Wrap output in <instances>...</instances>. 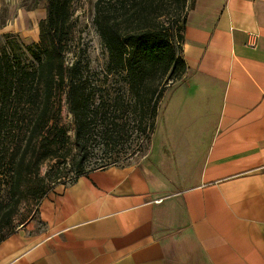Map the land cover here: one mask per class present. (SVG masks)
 <instances>
[{"label":"crops","instance_id":"crops-1","mask_svg":"<svg viewBox=\"0 0 264 264\" xmlns=\"http://www.w3.org/2000/svg\"><path fill=\"white\" fill-rule=\"evenodd\" d=\"M188 4L164 135L156 121L137 164L52 188L46 230L5 238L0 264H264V0ZM12 12L0 37L37 42L45 9Z\"/></svg>","mask_w":264,"mask_h":264},{"label":"trees","instance_id":"trees-1","mask_svg":"<svg viewBox=\"0 0 264 264\" xmlns=\"http://www.w3.org/2000/svg\"><path fill=\"white\" fill-rule=\"evenodd\" d=\"M145 1L96 2L94 24L107 55L98 73L85 71L78 59L65 65L73 0H44L46 18L39 23L37 42L22 47L11 35L2 37L0 178L5 196L0 197V242L10 234L15 209L24 204V169L38 154L53 162L52 169L69 166L73 183L93 171L118 167L98 165L93 156L124 141L131 119L137 118L142 131L152 135L167 83H177L186 73L181 32L188 0H177L184 14L170 29L141 24L140 19L135 27L122 28L128 13L133 10L137 17ZM62 97L74 124L72 143L60 122ZM33 166L37 177L38 162Z\"/></svg>","mask_w":264,"mask_h":264},{"label":"rangeland","instance_id":"rangeland-1","mask_svg":"<svg viewBox=\"0 0 264 264\" xmlns=\"http://www.w3.org/2000/svg\"><path fill=\"white\" fill-rule=\"evenodd\" d=\"M97 1L98 0H73L70 10L71 30L68 43L69 48L65 56L66 66L70 65L74 59H78L79 64L85 71H89L90 73L103 71L107 64V55L94 24ZM38 2L39 0H0V19L7 14L8 19L11 20L13 16L12 11L20 5H24V7L30 10L31 8L44 9V0ZM145 3L146 4L142 6L144 10H139V15L137 17H134L133 10L128 13V19L121 24L122 28H124L125 25L126 27H135L138 25V20L140 19L141 24L147 22L149 26L157 27L163 25L164 28L170 29L173 22L179 16H181L180 20H182L184 12H180V2L177 0H146ZM188 6L189 4L187 3V8ZM10 9H12V11H10ZM170 34L174 36L173 29L170 30ZM37 40L38 38L36 37L35 41ZM16 41L20 46H26V44L24 45L19 41V38H17ZM173 43H175V39ZM1 46H4V38L0 37V47ZM183 78L184 76L180 80ZM172 81L173 80L167 83L168 89L173 86ZM175 100H178V97H175L174 89L166 93L163 98L164 103L162 104L160 112H162L161 117L164 121L169 118V115L166 113H164L165 115L163 114L167 103ZM60 106V122L67 132L70 139L69 143H72L74 124L71 114L67 110L64 97H62L60 101ZM161 120L158 121L157 118L158 137L164 135V122ZM127 125L128 133L124 141H121L120 144L110 149L105 154L98 152L93 156V159L96 160L98 165H102L104 162L114 164L118 167L133 165L140 162L141 159L148 154L152 139V135L148 136L150 132L142 131L141 124L137 121V118L136 120H134V118L131 119ZM154 148L152 158L159 154L158 144H156ZM35 162L39 164V174L37 177L33 175V165ZM34 164H32L30 168L24 169L25 174H23L22 183L25 188L23 189L24 193L21 195L24 204L15 209V216L8 236L18 231H23L29 236L43 233L46 230V225L41 221L39 216V208L42 201L52 188L57 185H67L71 183L75 177L74 172L67 165L66 167L60 164L57 170L52 169L51 166L53 162L42 160L40 154L34 158ZM89 169L90 168H87V170ZM4 188L5 183L2 182L0 178V197L5 196ZM8 204H11L9 197Z\"/></svg>","mask_w":264,"mask_h":264}]
</instances>
